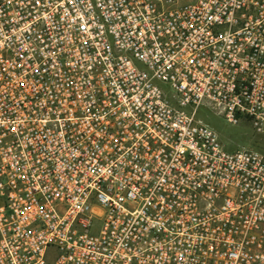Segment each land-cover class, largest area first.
<instances>
[{"label": "built area", "instance_id": "1", "mask_svg": "<svg viewBox=\"0 0 264 264\" xmlns=\"http://www.w3.org/2000/svg\"><path fill=\"white\" fill-rule=\"evenodd\" d=\"M0 264H264V0H0Z\"/></svg>", "mask_w": 264, "mask_h": 264}, {"label": "rangeland", "instance_id": "2", "mask_svg": "<svg viewBox=\"0 0 264 264\" xmlns=\"http://www.w3.org/2000/svg\"><path fill=\"white\" fill-rule=\"evenodd\" d=\"M200 118L218 133L221 142L227 149L252 147L254 140L260 139L252 125L245 122L232 124L227 122L224 117L206 109L200 111Z\"/></svg>", "mask_w": 264, "mask_h": 264}]
</instances>
